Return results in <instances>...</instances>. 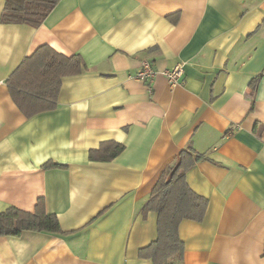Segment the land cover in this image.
<instances>
[{
	"label": "crops",
	"instance_id": "crops-1",
	"mask_svg": "<svg viewBox=\"0 0 264 264\" xmlns=\"http://www.w3.org/2000/svg\"><path fill=\"white\" fill-rule=\"evenodd\" d=\"M44 44L88 70L26 117L7 80ZM107 141L125 149L91 161ZM189 146L204 159L187 182L209 205L179 226L185 264H264V0H59L39 27L0 21V212L43 198L64 231L0 237V264H153L138 253L158 218L141 209Z\"/></svg>",
	"mask_w": 264,
	"mask_h": 264
},
{
	"label": "trees",
	"instance_id": "trees-1",
	"mask_svg": "<svg viewBox=\"0 0 264 264\" xmlns=\"http://www.w3.org/2000/svg\"><path fill=\"white\" fill-rule=\"evenodd\" d=\"M21 1L7 0L1 23L39 27L59 0ZM87 70L88 65L80 54L66 55L44 44L22 61L7 84L19 109L26 117H32L57 107L63 78ZM257 83V80L253 81V89ZM124 149L121 143L107 141L98 150L91 151L89 158L91 161H111ZM202 159L204 155L189 146L181 152L179 161L162 173L141 209L143 215L157 214V238L139 249L140 258L150 259L153 264H185V244L179 226L183 220L203 221L209 205L208 199L194 192L186 178L187 172ZM59 166L48 162L44 168ZM27 230L64 234L57 216L47 212L43 198L38 200L33 212L14 206L0 212V237H18Z\"/></svg>",
	"mask_w": 264,
	"mask_h": 264
},
{
	"label": "built area",
	"instance_id": "built-area-1",
	"mask_svg": "<svg viewBox=\"0 0 264 264\" xmlns=\"http://www.w3.org/2000/svg\"><path fill=\"white\" fill-rule=\"evenodd\" d=\"M169 84L175 87L182 82L184 76V64H178L172 69L165 71ZM156 76V71L149 60H143L135 78L151 85Z\"/></svg>",
	"mask_w": 264,
	"mask_h": 264
},
{
	"label": "rangeland",
	"instance_id": "rangeland-1",
	"mask_svg": "<svg viewBox=\"0 0 264 264\" xmlns=\"http://www.w3.org/2000/svg\"><path fill=\"white\" fill-rule=\"evenodd\" d=\"M16 1H17V2H20V3L22 2L21 0H16Z\"/></svg>",
	"mask_w": 264,
	"mask_h": 264
}]
</instances>
